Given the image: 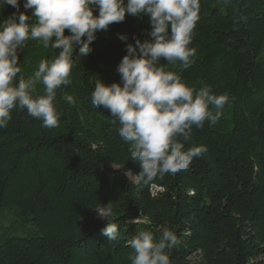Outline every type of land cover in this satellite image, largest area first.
Here are the masks:
<instances>
[{"label":"trees","instance_id":"1","mask_svg":"<svg viewBox=\"0 0 264 264\" xmlns=\"http://www.w3.org/2000/svg\"><path fill=\"white\" fill-rule=\"evenodd\" d=\"M15 12L0 0V23ZM150 32L148 16L128 15L96 34L88 56L73 54L72 83L56 93L57 127L44 128L17 108L0 128V211L20 220L18 229L27 234L0 232V264H132L127 242L139 231L159 241L165 229L178 240L167 250L170 264H264V0H200L189 45L195 63L186 71L179 62L160 66L190 88L228 96L229 103L214 127H193L184 144L185 151L205 147L206 154L186 171L138 186L131 145L91 95L100 79L122 85L117 69L127 44L150 40ZM18 54L27 79L59 50L28 41ZM44 91L37 85L38 95ZM109 203L110 222L119 228L112 243L103 235L108 220L94 209Z\"/></svg>","mask_w":264,"mask_h":264},{"label":"clouds","instance_id":"2","mask_svg":"<svg viewBox=\"0 0 264 264\" xmlns=\"http://www.w3.org/2000/svg\"><path fill=\"white\" fill-rule=\"evenodd\" d=\"M3 4L16 12L0 23V128L8 127L17 108L41 120L44 128L57 127L56 93L72 83L71 71L78 62L73 61V54L85 58L98 32L123 23L128 15H146L150 40L127 44L128 54L117 69L122 85L97 80L92 105L111 113V122L119 124V136L131 145L130 160L140 167L135 175L138 186L186 171L194 158L206 154L205 147L185 151L184 144L190 141L193 127L203 129L206 122L214 127L220 121L229 97L211 94L210 87L190 88L179 75L160 66L161 60L169 65L179 62L186 71L195 63L196 49L189 45L199 20L200 0H25V13H20V0H3ZM119 38L127 41L126 36ZM28 41H39L59 54L51 61L42 60L34 75L25 79L18 50H24ZM37 85L43 86V95L37 94ZM63 100L75 105L70 95ZM94 209L99 218L108 220L103 235L116 242L119 228L110 222L112 203ZM131 223L139 225L140 221ZM177 243L167 229L159 241L139 231L127 242L133 250L129 259L132 264H170L167 250Z\"/></svg>","mask_w":264,"mask_h":264},{"label":"rangeland","instance_id":"3","mask_svg":"<svg viewBox=\"0 0 264 264\" xmlns=\"http://www.w3.org/2000/svg\"><path fill=\"white\" fill-rule=\"evenodd\" d=\"M22 225V222L20 220H17L13 215L9 214L7 211H0V232L6 228H9L11 230V233L8 234L9 237L13 236H19L24 237L27 236L26 233H22L20 229H18V226ZM4 239V238H2ZM1 239V240H2Z\"/></svg>","mask_w":264,"mask_h":264}]
</instances>
